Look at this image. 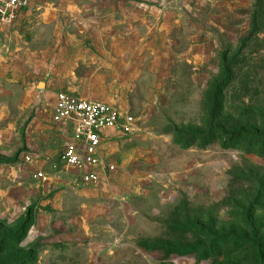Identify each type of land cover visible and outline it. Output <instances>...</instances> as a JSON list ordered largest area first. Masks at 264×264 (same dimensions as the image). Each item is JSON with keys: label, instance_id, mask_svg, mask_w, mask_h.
<instances>
[{"label": "rangeland", "instance_id": "1", "mask_svg": "<svg viewBox=\"0 0 264 264\" xmlns=\"http://www.w3.org/2000/svg\"><path fill=\"white\" fill-rule=\"evenodd\" d=\"M178 2L168 41L139 45L153 57L144 69L98 61L89 75L71 61L79 93L60 75L0 72V264H260L249 239L264 250V141L221 129L264 133V8ZM61 92L96 94L134 119L107 143L113 169L95 171L98 184L62 163Z\"/></svg>", "mask_w": 264, "mask_h": 264}, {"label": "crops", "instance_id": "2", "mask_svg": "<svg viewBox=\"0 0 264 264\" xmlns=\"http://www.w3.org/2000/svg\"><path fill=\"white\" fill-rule=\"evenodd\" d=\"M113 1L31 0L27 12L22 13L11 26L0 28V72L29 76L35 83L39 77L60 75L64 77L60 87L79 93L81 88L66 79L80 74L67 65L71 61L84 60L86 69L90 70L89 75L98 74V61H105L111 69L120 68L124 72L143 60L144 69L145 60L153 57H139L138 52L142 49L139 45L144 44L147 38L166 37L168 41L165 30L178 24V13L183 12L184 7L178 0H141L142 3L124 0L125 3L119 5H114ZM38 86L46 87L43 83H38ZM71 95L111 105L101 101V96L96 94ZM55 125L65 136L66 143L69 142L71 127ZM113 136V132L108 133L102 148V158L106 163L108 157L104 150ZM86 169L95 172L102 168Z\"/></svg>", "mask_w": 264, "mask_h": 264}, {"label": "built area", "instance_id": "3", "mask_svg": "<svg viewBox=\"0 0 264 264\" xmlns=\"http://www.w3.org/2000/svg\"><path fill=\"white\" fill-rule=\"evenodd\" d=\"M31 0H0V28L11 26L18 17L29 10ZM52 120L55 124L71 127L72 138L64 146L62 163L74 169L86 167L113 169L102 158V148L108 133L129 132L134 123L133 117L118 108L100 101H86L71 94L61 92L57 95ZM31 162V157H26ZM44 178L43 173L38 174ZM83 180L86 184H98L100 177L96 172H88Z\"/></svg>", "mask_w": 264, "mask_h": 264}, {"label": "trees", "instance_id": "4", "mask_svg": "<svg viewBox=\"0 0 264 264\" xmlns=\"http://www.w3.org/2000/svg\"><path fill=\"white\" fill-rule=\"evenodd\" d=\"M257 7H262L264 8V0H257ZM264 15V12H263ZM259 16L258 14H255L254 18H253V24L256 25L257 23H259ZM221 132L223 135H225L227 138L233 137V136H248L260 141H264V133H261L258 130H248L246 128H240L234 132H228L226 129H221ZM251 239H249L250 241V246L251 248H253L254 253L257 256V260L260 264H264V250L263 247L261 246V240L258 238V236L252 232Z\"/></svg>", "mask_w": 264, "mask_h": 264}]
</instances>
